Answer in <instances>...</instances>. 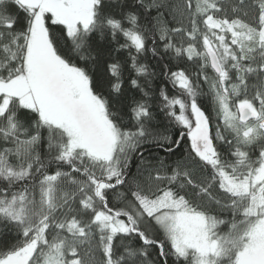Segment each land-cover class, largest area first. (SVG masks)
Segmentation results:
<instances>
[{"label": "snow or ice", "instance_id": "1", "mask_svg": "<svg viewBox=\"0 0 264 264\" xmlns=\"http://www.w3.org/2000/svg\"><path fill=\"white\" fill-rule=\"evenodd\" d=\"M0 264H264V0H0Z\"/></svg>", "mask_w": 264, "mask_h": 264}, {"label": "trees", "instance_id": "2", "mask_svg": "<svg viewBox=\"0 0 264 264\" xmlns=\"http://www.w3.org/2000/svg\"><path fill=\"white\" fill-rule=\"evenodd\" d=\"M152 63H155V61H152ZM127 75V74H126Z\"/></svg>", "mask_w": 264, "mask_h": 264}]
</instances>
